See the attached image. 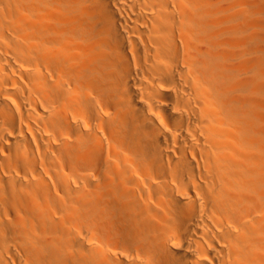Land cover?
Segmentation results:
<instances>
[{"label":"bare ground","instance_id":"bare-ground-1","mask_svg":"<svg viewBox=\"0 0 264 264\" xmlns=\"http://www.w3.org/2000/svg\"><path fill=\"white\" fill-rule=\"evenodd\" d=\"M0 264H264V0H0Z\"/></svg>","mask_w":264,"mask_h":264}]
</instances>
